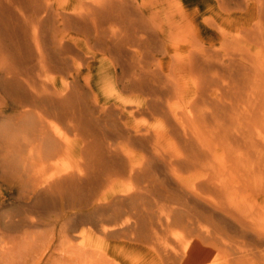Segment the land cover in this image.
Here are the masks:
<instances>
[{"label":"bare ground","instance_id":"6f19581e","mask_svg":"<svg viewBox=\"0 0 264 264\" xmlns=\"http://www.w3.org/2000/svg\"><path fill=\"white\" fill-rule=\"evenodd\" d=\"M3 189L11 232L264 264V0H0Z\"/></svg>","mask_w":264,"mask_h":264},{"label":"rangeland","instance_id":"374dc122","mask_svg":"<svg viewBox=\"0 0 264 264\" xmlns=\"http://www.w3.org/2000/svg\"><path fill=\"white\" fill-rule=\"evenodd\" d=\"M10 198L5 189L0 190V225L3 226L0 227L2 233H0V264H79L80 262H82L80 264H131V257L129 255V257H126L118 251L122 245L121 242L107 241L102 252L95 249H90L89 252V249H80L76 246V242L69 239L68 233L62 227V224L45 222L42 225L31 228L25 227L15 232L7 230L2 222V208L4 206L2 202L4 200L8 201L7 205L5 204L6 207H4L8 212L15 213L19 210V206H13ZM5 210L4 212H7ZM27 214L28 217L36 216L35 211L32 209ZM7 248L9 250H6ZM128 258L129 260H127ZM90 260L93 262L91 263Z\"/></svg>","mask_w":264,"mask_h":264}]
</instances>
